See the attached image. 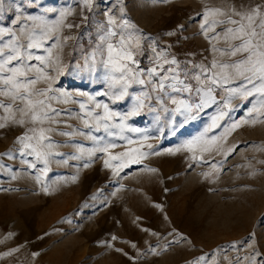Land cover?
<instances>
[{"label":"rangeland","instance_id":"obj_1","mask_svg":"<svg viewBox=\"0 0 264 264\" xmlns=\"http://www.w3.org/2000/svg\"><path fill=\"white\" fill-rule=\"evenodd\" d=\"M231 2L124 0V7L137 25L171 45L180 59L207 62L214 55L220 57L210 51V43L215 41L210 42L201 33L198 13L206 6ZM234 2L238 4L239 0ZM47 4L56 8L71 5L76 15L70 19L80 22L82 8L77 0H47ZM109 6L117 11L120 0H103L99 9ZM83 30L82 24L72 33ZM171 31L176 35H166ZM64 51L67 63L75 52L71 48ZM141 63L143 66L147 61ZM56 86L88 93L98 87L72 74L59 77ZM249 107L238 108L231 119L226 117L221 127L207 133L209 138L218 137L219 149L204 153L207 162L199 159L198 148L195 160L187 150L170 153L168 149L180 148L201 135L210 125L214 109L194 121H177L174 130L171 125L157 124L151 115L137 118L133 126L151 137L148 143L160 154L148 155L118 176L103 167L107 158L103 154H97L91 162L86 155L82 160L73 159L80 137L65 143L69 138L55 136L60 141L56 150L62 155L54 157L50 171L40 182L35 170L22 165V158L5 157L6 166L0 170V253L18 251L0 258V264H196L201 256L207 259L200 264H236L237 256L252 251L249 245L264 253V123L246 124L224 135L226 122L245 119ZM120 110L125 111L126 106ZM21 131L0 130V152L13 148ZM131 135L139 140L138 134ZM117 143L120 147L114 152L128 147L124 141ZM91 146L85 143L86 148ZM233 148L235 151L225 158ZM142 150L148 151L146 147ZM85 163L89 166L84 167ZM213 164L217 165L215 169ZM7 165H12V172ZM73 176L77 177L75 181ZM45 186H49L48 192L43 191ZM252 233L255 235L250 239ZM234 243L235 248L231 247Z\"/></svg>","mask_w":264,"mask_h":264},{"label":"snow or ice","instance_id":"obj_2","mask_svg":"<svg viewBox=\"0 0 264 264\" xmlns=\"http://www.w3.org/2000/svg\"><path fill=\"white\" fill-rule=\"evenodd\" d=\"M77 2L82 8L80 22L70 19L76 15L71 5L56 8L48 6L47 0H0V130H22L14 147L0 152V170L6 166L5 157H20L26 169L36 171L40 182L54 157L62 155L56 150L58 135L69 138L65 143L82 138L75 144L73 159L82 160L86 155L91 162L103 154L107 157L103 167L118 176L148 155L160 154L148 143L151 137L133 126L137 118L151 115L157 124L171 125L174 130L177 121H194L214 109L211 123L201 135L180 148L168 149L170 153L187 150L195 160L198 148L199 159L207 162L204 153L219 151L218 137L209 138L207 133L221 127L226 117L231 119L238 108L251 105L245 119L226 122L225 137L243 125L264 123V0H239L238 4L233 0L225 6H206L198 13L201 33L215 41L210 43V51L220 57L214 55L207 62L180 59L171 45L145 32L128 16L124 0L115 12L111 6L100 11L103 0ZM82 24L84 30L73 34L72 29H80ZM66 48L75 52L67 63ZM142 60L147 61L143 66ZM68 74L94 82L96 91L57 87L59 77ZM121 106L126 110L121 111ZM133 133L139 140L132 138ZM117 141L128 147L114 152L120 147ZM86 142L92 146L86 148ZM145 147L148 151L142 150ZM232 151L235 148L225 158ZM7 169L12 172V165ZM43 191L48 192L49 186ZM254 235L250 234V239ZM249 246L252 251L237 256L236 264H264V253ZM231 247L235 248V243ZM14 251L18 249L0 253V258ZM206 259L201 256L196 264Z\"/></svg>","mask_w":264,"mask_h":264}]
</instances>
